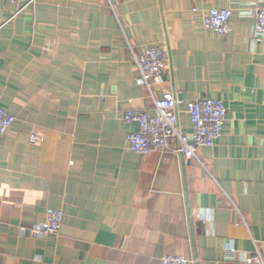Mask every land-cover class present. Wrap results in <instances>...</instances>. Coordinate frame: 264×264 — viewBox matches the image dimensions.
Here are the masks:
<instances>
[{
  "label": "crops",
  "instance_id": "crops-1",
  "mask_svg": "<svg viewBox=\"0 0 264 264\" xmlns=\"http://www.w3.org/2000/svg\"><path fill=\"white\" fill-rule=\"evenodd\" d=\"M263 4L0 0V108L17 119L0 136V264L264 262V39L251 15ZM213 9L232 11L228 35L204 27ZM155 46L170 64L154 98L175 95L185 134L190 103L217 98L228 110L198 159L126 147L138 129L126 111L154 109L132 51ZM49 208L64 213L60 235L31 236Z\"/></svg>",
  "mask_w": 264,
  "mask_h": 264
},
{
  "label": "built area",
  "instance_id": "built-area-1",
  "mask_svg": "<svg viewBox=\"0 0 264 264\" xmlns=\"http://www.w3.org/2000/svg\"><path fill=\"white\" fill-rule=\"evenodd\" d=\"M11 5L31 7L38 0H3ZM255 19L253 37L255 40L264 39V4L251 12ZM232 11L228 9H213L204 17V27L220 36L230 33ZM133 62L138 76L136 83L145 87L154 99V109L126 111L123 120L127 124H135L138 129L128 134L127 149L139 156L147 157L154 153L171 151L188 159H198L200 148H213L223 134L227 116L224 102L217 98L198 99L187 107L191 133L185 134L180 126L178 103L171 92H166L160 98H154V86L166 85V70L170 64L169 51L164 46L149 47L138 54L132 51ZM14 115L0 108V136L7 135L15 125ZM32 143L38 139L31 137ZM64 222V213L58 209H47L42 223L30 229V235L44 238L58 237ZM25 233V229L21 228ZM231 257L237 255L233 246L227 250ZM247 264H264L262 257H246ZM160 264H192L182 255H165Z\"/></svg>",
  "mask_w": 264,
  "mask_h": 264
}]
</instances>
